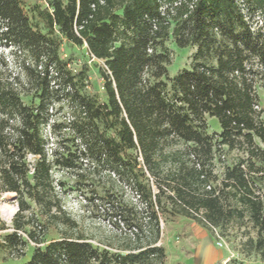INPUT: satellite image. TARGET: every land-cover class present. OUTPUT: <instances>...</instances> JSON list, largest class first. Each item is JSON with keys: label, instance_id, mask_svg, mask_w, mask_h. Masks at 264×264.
I'll list each match as a JSON object with an SVG mask.
<instances>
[{"label": "trees", "instance_id": "1", "mask_svg": "<svg viewBox=\"0 0 264 264\" xmlns=\"http://www.w3.org/2000/svg\"><path fill=\"white\" fill-rule=\"evenodd\" d=\"M257 15L262 22L252 30ZM64 42L103 60L110 74L92 63L98 67L92 83L87 59L75 66L61 57ZM169 42L193 48L188 68L170 72ZM0 43L16 49L11 60L0 54V193H13L17 206L3 246L19 254L27 244L19 232L43 243L24 264L161 261L160 212L204 225L194 216L200 211L220 231L233 221L250 223L256 236L247 243L264 262L257 94L264 81V0H0ZM54 110L61 117L47 135ZM207 118L217 120L218 132L208 131ZM49 135L56 140L50 157ZM222 146L242 155L227 164ZM28 154L38 156L32 170ZM54 167L78 184L94 186L105 171L114 185L128 184L138 210L112 193L106 202L140 232L141 215L152 225L151 241L123 253L98 249L80 234L44 243L41 219L62 218Z\"/></svg>", "mask_w": 264, "mask_h": 264}, {"label": "rangeland", "instance_id": "2", "mask_svg": "<svg viewBox=\"0 0 264 264\" xmlns=\"http://www.w3.org/2000/svg\"><path fill=\"white\" fill-rule=\"evenodd\" d=\"M45 1L46 0H27L28 3H40L41 5H44ZM167 45L173 51L172 62L169 66L170 72L173 73L183 68H188L193 48H178L172 42H169ZM13 50L15 51L16 49L6 48L0 43V54H3L6 59L11 60ZM60 54L64 59H71L73 61L72 64L75 66L85 62L87 59L82 48L66 42L61 45ZM89 66L91 81L95 83L98 79V67L94 64H90ZM258 84L257 94L259 97V105L263 109L261 119L264 123V81ZM55 106L57 107V104H55ZM66 111V108L63 109L61 114ZM54 113L51 119L58 120L61 114L55 110ZM207 125L210 133L220 130L215 118H207ZM49 129L48 127L44 129L47 135ZM254 141L260 148H263L258 138L255 137ZM55 142L56 140L52 138V135H49V139L45 145V152L48 157H50L51 150L54 149L56 145ZM221 149V154H223L225 163L227 164L242 155L239 149L226 151V146H222ZM29 162L32 163L33 161L30 160ZM217 164L219 165V162H217ZM109 173L110 172L105 171L101 173L100 176L96 175L94 186H92L88 184V182L84 184L75 183L74 178L69 172L59 168H53L52 174L56 191L61 198L62 212L58 213V215L62 218L58 219L56 222L50 223L46 222L40 215L38 216L39 219L42 218L41 220L46 226L44 243L58 240L64 236L80 234L98 249L123 253L136 244L145 246L151 241L153 238L152 225H149V223L145 225L141 215L137 216L138 220H136L135 223L137 225L142 223V232H140L138 228H134L132 224L119 219L116 215V211L106 202L107 200H112L110 196L112 193L114 197L113 200H121L128 208L135 205L136 210H138L139 206L134 189L129 187L128 184L116 183V185H114L111 181L114 177L111 176V173L109 177ZM216 184V181L212 182V185ZM105 198H107V200ZM1 207L14 209L16 213L17 206L13 193H0V208ZM32 209L36 211V206L32 205ZM14 214L11 219L7 220L0 211V264H24L29 260L34 249L32 245L26 244L23 246V251L18 254L16 252H11L9 248L3 246L4 237L13 231L12 219ZM159 217L161 219V224H159L160 234L156 245H160L164 248L165 257L161 261L153 260L149 262V264H182L176 256V249L181 243V227H187L189 221L184 216L177 214L173 215L169 212H160ZM65 218L70 219L72 222L66 223L62 221ZM199 224L202 225L201 223ZM24 229L26 231L29 230L30 225H26ZM136 233H138L139 237L136 236ZM220 233L226 243L224 249L228 253V263L235 261L236 264H264V262L260 260L258 254L247 243L248 239H254L256 236V231L250 223L239 226L233 221L225 230H221ZM169 239H172L170 241L173 242H170Z\"/></svg>", "mask_w": 264, "mask_h": 264}, {"label": "crops", "instance_id": "3", "mask_svg": "<svg viewBox=\"0 0 264 264\" xmlns=\"http://www.w3.org/2000/svg\"><path fill=\"white\" fill-rule=\"evenodd\" d=\"M187 220L188 226L181 227V243L176 249V256L180 262L182 264H227L228 253L224 247L216 245L212 232L192 219L187 218Z\"/></svg>", "mask_w": 264, "mask_h": 264}, {"label": "built area", "instance_id": "4", "mask_svg": "<svg viewBox=\"0 0 264 264\" xmlns=\"http://www.w3.org/2000/svg\"><path fill=\"white\" fill-rule=\"evenodd\" d=\"M255 18H256V21H258V24H255V23H254V24L251 26V29H252V30L256 29V28L258 27V25H260L261 22H262V21H261V18H260L259 15H257ZM86 56H87V63H88V64L97 63L98 65H100V66L103 67V69L106 71L107 74H110V71L108 70L107 66L104 64L103 60L94 57V56H93L88 50H86ZM100 89H102V87H100ZM51 122H52V119H50V120L46 123L45 127L50 128V124H51ZM45 127H44V129H45ZM36 158H38V156H36V155H32V154H28V155H27V160H28V161H30V160L34 161ZM32 163H33V162H32ZM32 163H30V165H29L30 170H32V165H31ZM206 188L209 189L210 186L207 185ZM194 216H195V217H198V218L201 220V222L204 223V226L207 227V228L212 232L213 236H214L215 239H216V245H217V246H219V247H226V243H225V241L223 240V237L221 236L220 230H219L217 227L211 225L208 221H206V220L202 217V212H201V211L198 212V213H194ZM159 223L161 224V219H160V217H159ZM19 233H20L23 237H25V239L27 240V244H30V245H32L33 247H36V246H43V243H36L35 241L29 239L24 233H22V232H19ZM21 252H22V250H21ZM228 260H229V258L227 259V262H228ZM245 264H247V263H245Z\"/></svg>", "mask_w": 264, "mask_h": 264}, {"label": "bare ground", "instance_id": "5", "mask_svg": "<svg viewBox=\"0 0 264 264\" xmlns=\"http://www.w3.org/2000/svg\"><path fill=\"white\" fill-rule=\"evenodd\" d=\"M0 211L2 212V214L5 216L7 220L11 219L12 215L15 213L14 209L5 208V207H1Z\"/></svg>", "mask_w": 264, "mask_h": 264}]
</instances>
